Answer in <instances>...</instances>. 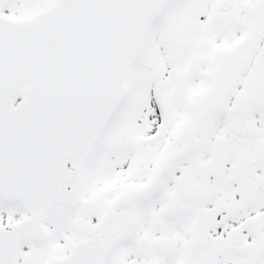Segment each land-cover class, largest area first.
Instances as JSON below:
<instances>
[{"label":"snow or ice","instance_id":"6c2138e0","mask_svg":"<svg viewBox=\"0 0 264 264\" xmlns=\"http://www.w3.org/2000/svg\"><path fill=\"white\" fill-rule=\"evenodd\" d=\"M0 264H264V0H0Z\"/></svg>","mask_w":264,"mask_h":264}]
</instances>
